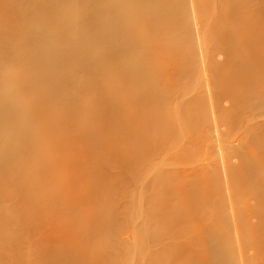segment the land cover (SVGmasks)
Returning a JSON list of instances; mask_svg holds the SVG:
<instances>
[{
    "label": "bare ground",
    "instance_id": "1",
    "mask_svg": "<svg viewBox=\"0 0 264 264\" xmlns=\"http://www.w3.org/2000/svg\"><path fill=\"white\" fill-rule=\"evenodd\" d=\"M132 178L150 264H264V0H0V264H123Z\"/></svg>",
    "mask_w": 264,
    "mask_h": 264
},
{
    "label": "rangeland",
    "instance_id": "2",
    "mask_svg": "<svg viewBox=\"0 0 264 264\" xmlns=\"http://www.w3.org/2000/svg\"><path fill=\"white\" fill-rule=\"evenodd\" d=\"M163 156L161 152H156L154 155L156 161L159 165H161L164 161L160 160V157ZM120 159V155H119ZM115 172H121V167H118L114 169ZM130 172H133L134 169L130 168ZM134 178L131 179L129 182H124L125 185L121 184V181L118 182V185L114 187L119 188V192L121 194L118 202V206L125 211L122 220L118 227L115 229L114 233H111V235L106 234V237H112L114 234H116L118 237L119 235L125 236L128 233L134 234L133 237L137 238L138 241H140V244L138 246L130 248L125 251V247L129 246L128 241H123L117 244L116 250H120L121 252H124L121 256V263L123 264H150L151 261V248L148 244L145 243V245L141 244V240L143 238L142 232L136 228V231L134 227L139 223V220L141 221L143 218V211H142V203L139 201V198L141 199L142 192H141V183L139 181H133ZM110 201V200H108ZM207 214V213H206ZM133 227V228H131ZM197 238H200V236L197 235L195 241H197ZM103 247V246H102ZM119 252H116V256H119ZM134 259L131 261V259ZM109 262V260H108ZM118 263V261H117Z\"/></svg>",
    "mask_w": 264,
    "mask_h": 264
}]
</instances>
